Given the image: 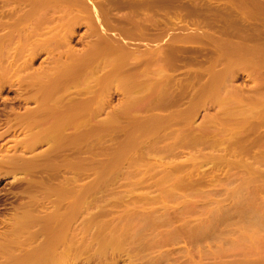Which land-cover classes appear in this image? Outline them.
<instances>
[{"label":"rangeland","instance_id":"374dc122","mask_svg":"<svg viewBox=\"0 0 264 264\" xmlns=\"http://www.w3.org/2000/svg\"><path fill=\"white\" fill-rule=\"evenodd\" d=\"M44 1L0 0V233L18 207L81 200L78 264H264V0ZM48 67L74 70L53 96L79 113L53 152L25 144ZM109 234L120 250L92 259Z\"/></svg>","mask_w":264,"mask_h":264},{"label":"bare ground","instance_id":"6f19581e","mask_svg":"<svg viewBox=\"0 0 264 264\" xmlns=\"http://www.w3.org/2000/svg\"><path fill=\"white\" fill-rule=\"evenodd\" d=\"M75 1V4H77L78 5V3H82L81 2V0H73V2ZM14 2V1H13ZM45 3H44V5H46V6H48V5H51L53 2H54V4L56 3L58 6H60V4L63 6L65 3H68V4H71V0H45L44 1ZM12 3V2H11ZM15 4V3H14ZM37 4V3H36ZM43 4V3H42ZM54 4H52L53 6H54ZM11 5V4H10ZM57 5H55L56 7H58ZM33 6H35V5H33ZM39 7V6H38ZM35 9V8H34ZM33 10V9H32ZM32 10H31V13L29 12V10L27 11V12H29L30 14H33L32 13ZM35 10H37V7H36V9ZM34 10V11H35ZM38 10H39V8H38ZM39 12V11H38ZM94 12V11H93ZM28 14V13H27ZM88 14H90V12L88 13ZM103 14H104V12H103ZM26 15V14H25ZM24 15V16H25ZM29 15V14H28ZM23 16V15H22ZM31 16V15H30ZM29 16V17H30ZM33 16V15H32ZM32 16H31V18H32ZM26 17V16H25ZM80 18V17H79ZM79 18L77 19H75V22L76 21H78L79 20ZM22 19L23 18H21L20 20H21V22L20 23H22L23 24V22H22ZM92 19V18H91ZM24 20H27V19H24ZM23 20V21H24ZM73 20H74V18H73ZM95 20V19H94ZM35 21V20H34ZM71 22V21H70ZM73 22V21H72ZM71 22V23H72ZM91 22V21H90ZM25 23H26V21H25ZM37 23V22H36ZM70 23V24H71ZM77 23V22H76ZM93 23H95V22H93ZM97 23V22H96ZM95 23V24H96ZM20 29V28H19ZM3 31H5V30H3ZM24 31V30H23ZM74 32V31H73ZM5 33V32H4ZM9 33H12V31L11 32H8V34ZM23 34L22 35H24L25 34V32H22ZM75 33V32H74ZM6 34H7V32H6ZM68 34H69V32H68ZM5 35V34H4ZM11 35V34H10ZM13 35V34H12ZM67 35V34H66ZM70 35V34H69ZM2 36V35H1ZM26 36V35H25ZM28 36V35H27ZM27 36H26V39H27ZM68 36V35H67ZM67 36H66V38H67ZM71 36H72V32H71ZM73 36H74V34H73ZM5 37H7V36H5ZM24 37V36H23ZM23 37H21V38H23ZM57 37V36H56ZM64 35H62V40H64ZM2 38L3 37H1L0 38V40H2ZM13 38V37H12ZM69 39V38H68ZM68 39L65 41V42H69L68 41ZM5 40H6V38H5ZM5 40H3V41H5ZM13 40H14V38H13ZM28 40H29V38H28ZM54 40V39H53ZM7 41V40H6ZM22 41V40H21ZM24 41V40H23ZM22 41V42H23ZM0 42H2V41H0ZM27 42V41H26ZM47 42L48 41H46V42H40L38 45H37V47L40 49V47H41V49H43V47L44 46H47L48 47V45H46L47 44ZM64 42V43H65ZM1 44V43H0ZM6 44V43H5ZM50 45V44H49ZM56 45V44H55ZM2 46V45H1ZM5 46V45H4ZM3 46V47H4ZM7 47H8V44L6 45ZM21 46V45H20ZM12 47V46H11ZM5 48V47H4ZM36 48V47H35ZM1 49H2V47H1ZM1 49H0V53L2 52L1 51ZM44 49H45V47H44ZM10 50V49H9ZM9 50H8V52H9ZM4 51V50H3ZM71 51H73V50H71ZM3 53V52H2ZM10 53V52H9ZM90 53V52H89ZM5 54V53H4ZM6 54H8L7 52H6ZM79 54V53H78ZM73 55H74V53H73ZM72 55V56H73ZM81 55V54H80ZM87 55H90V54H88L87 53ZM92 55V54H91ZM90 55V56H91ZM86 56V55H85ZM33 57V56H32ZM89 57V56H88ZM88 57H84L83 58V60L80 62V61H78L79 63H81V66H84V65H87L88 63H89V59L91 60V58H88ZM72 58V57H71ZM33 59V58H32ZM2 60V59H1ZM76 60V59H75ZM77 60H78V58H77ZM4 61V60H3ZM12 61V60H11ZM30 59H29V62H27V63H30ZM73 62L74 61H72L71 60V62L70 63H68V65L67 66H69V67H66V68H69L70 69V67H72V69H74V67L73 66H71L72 64H73ZM93 62V61H92ZM31 63H33V60L31 61ZM31 63H30V65H31ZM25 64V63H24ZM77 64V63H76ZM61 65V64H60ZM56 66H58V65H56ZM55 66V67H56ZM62 66V65H61ZM88 66H89V64H88ZM29 67V66H28ZM32 67V66H31ZM34 68V67H33ZM47 67H43V69H45V70H47L46 69ZM49 69H48V71H47V74L44 72V70H43V72H42V69L40 70L39 68H38V70H40L42 73H44L43 75L44 76H42V73H41V75L40 76H36L37 78H35L36 80V82H38V84H36V85H41L40 87H42V89H40V87L38 88V90L37 91H34L33 92V98L34 97H36V98H38L39 99V97L41 96L42 98H41V100H42V102L38 105V107H36L35 109H33V110H31L30 109V111H28L27 112V115H24V117L25 116H27V118H29L31 121H34L33 119H34V117L36 118V116H37V118H38V116L40 115L41 117L40 118H42V121H40L39 123L37 122H35L34 123V130H35V127H38V129H36L35 131L33 130L32 132H31V130H27V132L28 131H30L31 132V134L30 135H28V133H27V136H30V137H28L27 138V140L25 141L26 143V148L28 149L29 147V149H31V148H33V147H36V146H38V145H40L41 146V144L44 142V144H46L45 142H47V141H45V140H47V139H44V137L46 136V137H48V140H49V142L52 140V144H50L51 146H49L48 147V149L51 151L52 150V152L57 148V147H62L61 149H63V146H67V147H69L71 144H73V142L72 141H74V140H72L71 142H70V140H69V137H67L66 136V134L64 135L63 133V129L65 130L66 128L68 129L69 128V130H70V125H71V123L73 122V120H74V118H75V116L77 117V114L76 113H78L77 111H76V109H78L77 107H76V109H75V107H73L71 104V101L70 100H66L67 102H65L64 101V95H59L58 97H54L53 95L55 94V93H57L58 92V86L60 87V85L61 86H63L62 84H61V82H58V81H64V79L63 78H60V79H62V80H59V77L60 76H63L62 75V73H61V69L62 68H60V69H57L56 68V70H55V72H53V68H51V70H50V67H48ZM64 68V67H63ZM76 68V67H75ZM85 68V67H84ZM65 69V68H64ZM80 69V68H79ZM5 71H6V69H4ZM30 70V69H29ZM77 70H78V68H77ZM80 70H82V69H80ZM80 70H78V71H80ZM4 71V72H5ZM39 71V72H40ZM68 71V70H67ZM66 70H65V73L67 72ZM72 71V70H71ZM71 71H70V74L68 75V76H72L73 74H74V70H73V73L71 74ZM76 71V70H75ZM77 71V72H78ZM2 72V71H1ZM3 72V73H4ZM7 72V71H6ZM11 72V71H10ZM36 72V71H35ZM31 73V74H33L34 76H35V74L36 73ZM77 72H75V73H77ZM3 73H1L2 74V76H0L1 78L3 77V78H5V79H7V77L9 76V75H11V74H9V75H7V73H5V74H3ZM67 73H69V72H67ZM66 73V74H67ZM12 74H15V73H12ZM4 75H6L7 77H5ZM39 75V74H38ZM77 75V74H76ZM14 76V75H13ZM67 76V78L65 79L66 80V82H68V78H69V80H71V78L70 77H68ZM79 76V75H78ZM75 77V76H74ZM74 77H72V78H74ZM1 78H0V80H1ZM14 79V77H12V75H11V77H10V79ZM31 78V77H30ZM77 78V77H76ZM9 79V80H10ZM38 79V80H37ZM109 79V78H108ZM20 80V79H19ZM18 80V81H19ZM31 80V79H30ZM72 80H74V79H72ZM107 80V78L104 80V82ZM2 82L3 81H5L4 79L3 80H1ZM32 81V80H31ZM33 82L34 84L33 85H35V83L36 82ZM108 81H110V80H108ZM22 82V81H21ZM6 83V82H5ZM9 82H7V84H8ZM108 83V82H107ZM111 83V82H110ZM4 84V83H3ZM2 83H1V85H3ZM66 84V83H65ZM104 84V83H103ZM106 84V83H105ZM109 84V83H108ZM5 85V84H4ZM108 86V85H107ZM109 87V86H108ZM61 88V87H60ZM40 95V96H39ZM56 95V94H55ZM55 99H54V98ZM50 99H52L50 102L51 103H49L48 102V100H50ZM69 99V98H68ZM85 99V98H84ZM73 101V100H72ZM85 101V100H84ZM83 101V102H84ZM87 101V100H86ZM91 101V100H90ZM93 101V100H92ZM65 102V103H64ZM85 103V102H84ZM84 103H82V104H80L81 105V107L80 108H82V105H83V107H85L86 108V105H84ZM88 103V102H87ZM90 104V103H89ZM79 105V106H80ZM81 110V109H80ZM25 114V113H24ZM79 114V113H78ZM83 114V113H82ZM21 116H22V114H21ZM20 116V117H21ZM19 117V116H18ZM20 117H19V119H20ZM27 118H25V120L27 119ZM10 119V118H9ZM21 119H22V117H21ZM29 121V120H28ZM28 121H26V123L28 122ZM39 121V120H38ZM9 123V122H8ZM10 123H11V121H10ZM9 123V127L12 125V127H13V124H10ZM29 124H30V121L28 122ZM31 124H32V122H31ZM38 124V125H37ZM74 124H76V123H74ZM39 126H41V128L39 127ZM72 126H73V123H72ZM12 127H10V129H8V130H10L11 131V129H12ZM20 127V126H19ZM28 127V126H27ZM8 128V127H7ZM30 129H31V127H29ZM16 129V128H15ZM23 129V128H22ZM21 129V130H22ZM25 129V128H24ZM28 129V128H27ZM80 130V129H79ZM23 131V130H22ZM68 131V130H67ZM59 132V133H58ZM60 132H63L62 134L60 133ZM69 132V131H68ZM78 132V131H77ZM84 132V131H83ZM3 133V132H2ZM4 134V133H3ZM58 134H60V137L58 138V136H56L57 138H54L55 137V135H58ZM69 135H70V133H68ZM67 134V135H68ZM2 136V135H1ZM0 136V137H1ZM74 136V135H73ZM81 137H82V135H81ZM86 138V137H85ZM22 139V138H21ZM25 139H26V136H25ZM72 139V138H71ZM84 139V137H82V139L81 140H83ZM1 140V139H0ZM18 143V142H17ZM16 143V144H17ZM75 143V142H74ZM48 144V145H49ZM75 145V144H74ZM74 145H71V146H74ZM18 146V145H17ZM21 146H23V144L21 145ZM70 146V147H71ZM24 147H25V145H24ZM39 147V146H38ZM46 147V146H45ZM66 147V148H67ZM18 148V147H17ZM76 148V147H75ZM85 148V147H84ZM47 149V150H48ZM67 150V149H66ZM65 150V151H66ZM29 151V150H28ZM55 154V153H54ZM59 154V153H58ZM39 155V154H38ZM45 155H46V152H45ZM44 155V156H45ZM53 155V154H52ZM60 155V154H59ZM26 156V155H25ZM58 156V155H57ZM65 156V155H64ZM40 157H41V155H40ZM39 157V158H40ZM48 157L49 158H51L52 159V156H49L48 155ZM60 157H61V155H60ZM38 157H35V158H29L30 160L32 159V163L35 161V163H36V160L38 161V159H37ZM42 158V157H41ZM44 158V157H43ZM55 158V157H54ZM66 158H68V157H66ZM4 159V158H3ZM7 159V158H6ZM15 159V158H14ZM21 159V158H20ZM27 159V158H26ZM60 159V158H59ZM69 159V158H68ZM12 160V159H11ZM19 160V159H18ZM22 160H23V158H22ZM34 160V161H33ZM54 160V159H53ZM61 160V159H60ZM66 160V159H65ZM13 161V160H12ZM11 161V162H12ZM17 161V160H16ZM46 161H49L48 159H46ZM57 161H59V160H56V162ZM22 162V161H21ZM21 162H19V163H21ZM23 162H27L28 164H29V160L27 159L26 161H23ZM22 162V163H23ZM41 162H43V161H41ZM52 162H55V160L54 161H52ZM62 162V161H61ZM32 163H30V165L32 166V165H34V164H32ZM38 163H40V160H39V162ZM59 163H60V161H59ZM66 163V162H65ZM13 164V163H12ZM24 164V163H23ZM22 164V165H23ZM26 164V163H25ZM24 164V165H25ZM43 164V163H42ZM50 164H51V162H50ZM55 164V163H54ZM37 165V164H36ZM71 165H73V164H71ZM14 166V165H13ZM12 166V167H13ZM31 166H29V165H27V167L29 168H31ZM44 166H46V165H44ZM60 165H58V167H59ZM16 167V166H15ZM15 167H14V169H15ZM17 167H19L18 165H17ZM20 167H23V166H21V164H20ZM26 167V166H25ZM39 167V166H38ZM37 167V168H38ZM57 167V166H56ZM67 167V166H66ZM24 168V167H23ZM49 168H52V167H49ZM61 168V167H60ZM19 169V168H18ZM33 169H35V168H33ZM55 169V168H54ZM18 171V170H17ZM30 171H32V170H30ZM26 172H27V170H26ZM38 176V175H37ZM42 176H44V175H42ZM31 177V176H30ZM37 178V177H36ZM42 178V177H41ZM44 178V177H43ZM34 179V178H33ZM37 179H35V181H36ZM39 180V179H38ZM37 180V181H38ZM28 181V180H27ZM41 181V180H40ZM29 182H31L30 180H29ZM33 182V181H32ZM31 182V183H32ZM30 183V184H31ZM40 183V182H39ZM42 183H43V181H42ZM33 184V183H32ZM29 186V185H28ZM44 186V185H43ZM34 187H36V186H34ZM42 187V186H41ZM28 188V187H27ZM39 188V187H38ZM34 190V189H33ZM39 190V189H38ZM43 190V189H42ZM27 193V192H26ZM37 193V192H36ZM29 194H32L30 197H32L34 194L33 193H29ZM37 195V194H36ZM28 196V195H27ZM35 197H37V196H34V198ZM34 198H32L33 200H34ZM39 198V197H38ZM30 199V198H29ZM31 199V200H32ZM37 200V199H36ZM39 201H40V199H39ZM38 201V202H39ZM45 201V200H44ZM80 202H81V200H79ZM79 201H75V202H73L72 204H71V202H70V204L68 205V203H67V207L65 208V207H61V205L63 204L64 205V203H59L60 204V207H59V205H58V207H54V205H55V201L53 200H50L49 202H50V204H54V205H51V208L50 209H48V207H44L42 210H38V209H34L33 208V206L31 207L30 205H28V206H24V207H22V208H24V209H22V208H20V207H18V208H16V210H14V215H15V218L13 217L12 219L14 220V221H10L9 219H6V221L7 220H9L10 221V223L12 224L11 225V227L9 228H7L6 230H8V231H5L4 233H0V264H78L79 263V261L81 260L80 258H82V261H83V257L82 256H84V254H86V251H88L87 250V244H88V242H86L87 241V237H90L89 235H86V233H87V231H89L86 227V232H84L85 234H83V238L82 239H80L79 237H78V235L77 234H79V233H77V234H73V233H71L72 231H73V228H72V225H73V223H74V221H75V219L77 218V209L80 207V203H79ZM63 202V201H62ZM22 203V202H21ZM41 203V202H40ZM46 203V202H45ZM57 203V202H56ZM26 204H28V203H26ZM42 204V203H41ZM22 206H23V204H21ZM25 205V204H24ZM33 205V204H32ZM56 206V205H55ZM64 206H66V205H64ZM37 207V206H36ZM40 208V207H39ZM85 209V208H84ZM80 211V210H79ZM85 211V210H84ZM85 213V212H84ZM78 214L80 215V213L78 212ZM84 216H85V214H84ZM6 218V217H5ZM8 218V217H7ZM2 219H4V218H2ZM9 221H7L6 223H7V225H9L8 223H9ZM80 221V220H79ZM84 223H85V221H84ZM87 223V222H86ZM86 223H85V225H86ZM83 224V223H82ZM6 225V224H5ZM6 225V226H7ZM81 225V224H80ZM10 226V225H9ZM83 226H84V224H83ZM2 227V226H1ZM35 227V228H34ZM79 227V226H78ZM82 227V226H81ZM80 227V228H81ZM88 227V226H87ZM3 228V227H2ZM34 228V229H33ZM72 228V229H71ZM76 228V227H75ZM74 228V230H78V229H80V228H76L75 229ZM4 229V228H3ZM3 229H0V230H2L3 231ZM82 229V228H81ZM72 230V231H71ZM77 230H76V232H77ZM83 231V230H82ZM78 232H80L79 230H78ZM80 234H81V232H80ZM89 234V233H88ZM110 235V234H109ZM107 236V235H105L104 236V238H102V239H100V240H95L94 238V240L93 241H96L95 243H97V241H99L98 243H97V246H95V245H93L94 247H96V250L94 251V249L92 248V255L94 254V253H96V255H98L97 257H94V258H92V259H95V258H99L100 256L99 255H101L102 257V260H103V256L104 255H106V253H107V250L109 249V251H110V248L112 247V246H115V249H118L119 248V250H120V239H115V237L113 236V235H115V234H111L110 236ZM80 236V235H79ZM86 236V237H85ZM96 236V235H95ZM98 236V235H97ZM102 236V235H101ZM100 236V237H101ZM107 236V237H106ZM120 236V235H119ZM99 237V236H98ZM90 239V238H89ZM98 239V238H97ZM91 242V241H90ZM90 242H89V244L88 245H90ZM92 247V245L90 246V248ZM89 248V247H88ZM112 249V248H111ZM91 251V250H90ZM93 251H94V253H93ZM109 251H108V253H107V257H108V254H110L109 253ZM111 252V251H110ZM91 256V255H90ZM85 257V256H84ZM87 257V256H86ZM106 257V258H107ZM106 258H105V260H106ZM80 259V260H79ZM100 259V258H99ZM84 261H85V259H84ZM89 261H90V259H87V264H89ZM101 261V260H100ZM91 262V261H90ZM85 263V264H86ZM106 263V262H105ZM82 264V263H81ZM104 264V263H103ZM106 264H108V263H106Z\"/></svg>","mask_w":264,"mask_h":264}]
</instances>
